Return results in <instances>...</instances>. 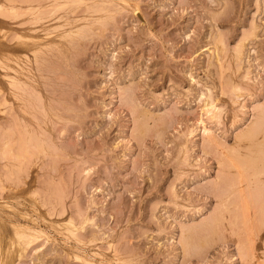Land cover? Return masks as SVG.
Here are the masks:
<instances>
[{"label": "rangeland", "instance_id": "374dc122", "mask_svg": "<svg viewBox=\"0 0 264 264\" xmlns=\"http://www.w3.org/2000/svg\"><path fill=\"white\" fill-rule=\"evenodd\" d=\"M263 127L264 0H0L2 264H264Z\"/></svg>", "mask_w": 264, "mask_h": 264}, {"label": "bare ground", "instance_id": "6f19581e", "mask_svg": "<svg viewBox=\"0 0 264 264\" xmlns=\"http://www.w3.org/2000/svg\"><path fill=\"white\" fill-rule=\"evenodd\" d=\"M211 51H212V50H211ZM204 104H205V107H203V108H204V111H207V113H209V112H210V113H211V112L214 113V112H215V111H214L213 102H211L209 98L206 99V101H205ZM213 111H214V112H213ZM210 113H209V114H210ZM214 114H215V113H214ZM203 121H204V120H203ZM257 125H258V124H257ZM262 126H263V125H262ZM203 127H204V126H203ZM257 127H258V126H257ZM259 128H260V127H259ZM263 128H264V127H263ZM203 129H204V128H203ZM208 130H209V129H208ZM208 130H207V128H205V131H208ZM252 131H253V130H252ZM252 131H251V132H252ZM254 132H255V130H254ZM257 132H258V131H257ZM205 133L208 134L207 132H205ZM248 135L251 136L252 138H254V137L252 136V135H254V133H252V134L250 133V134H248ZM248 135H247V136H248ZM254 136H255V135H254ZM251 137H250V138H251ZM263 137H264V136H263ZM250 138H249V139H250ZM247 139H248V138H247ZM257 139H258V137H257ZM262 139H263V138H262ZM253 140H254V139H253ZM263 140H264V139H263ZM263 140H262V141H263ZM249 141H251V140H249ZM262 143H264V142H262ZM251 144H253V147H255V149H256L257 152H258V150H264V146H263L264 144L262 145L261 142H259V139L256 140V141H255V140H254V141H251V142H250V145H251ZM254 145H255V146H254ZM256 151H255V152H256ZM262 152L264 153V151H262ZM258 153H259V152H258ZM262 155H263V154H262ZM245 158H246V157H245ZM246 159H247V158H246ZM249 161H250V160H249ZM240 162H241V161H240ZM242 167H243V166H242ZM254 167H255V166H254ZM252 168H253V167H252ZM246 172H247V171H246ZM242 175H243V174H242ZM245 181H246V180H245ZM256 181H257V180H256ZM258 181H259V180H258ZM229 189H230V188H229ZM257 190H258V189H257ZM241 192H243V191H241ZM243 195H244V194H243ZM253 196H254V195H253ZM257 197H258V196H257ZM249 200H250V199H249ZM248 203H249V202H248ZM231 209H232V208H231ZM242 209H243V208H242ZM246 209H248V208H246ZM243 210H244V209H243ZM248 213H249V211H248ZM240 214H241V213H240ZM247 217H248V216H247ZM258 220H259V219H258ZM260 220H261V219H260ZM263 222H264V221H263ZM250 223H251V222H250ZM250 227H251V226H250ZM248 231H249V229H248ZM257 231H258V230H257ZM28 234H29V233H28ZM249 238H250V237H249ZM251 240H252V238L250 239V241H251ZM253 241H254V239H253ZM253 244H254V242H253ZM4 253H5V250L1 253V256H0V264H2V263L4 262V258H5V254H4ZM262 264H263V263H262Z\"/></svg>", "mask_w": 264, "mask_h": 264}]
</instances>
